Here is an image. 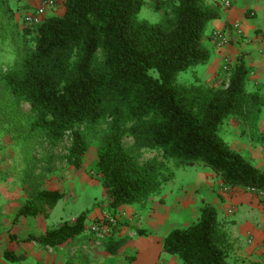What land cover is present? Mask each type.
<instances>
[{"label":"trees","instance_id":"16d2710c","mask_svg":"<svg viewBox=\"0 0 264 264\" xmlns=\"http://www.w3.org/2000/svg\"><path fill=\"white\" fill-rule=\"evenodd\" d=\"M145 5V0H65L63 17H45L22 29L25 53L0 67V94L13 106H30L25 122L42 140L56 145L69 136L63 159L76 170L90 147L89 134L105 126L96 171L114 210L161 195L173 179L171 167L199 166L225 187L264 192V169L221 137L223 123L236 117L248 130L242 136L264 148V132L258 128L264 99L247 90L244 62L232 65L219 87L177 81L181 73L208 63L203 38L207 26L220 19L218 8L205 0H154L152 8L161 15L149 22L139 17ZM125 137L132 139L133 149L152 150L160 158L140 164L123 146ZM32 189L14 222L47 218L44 207L51 210L63 198L57 191ZM200 203L196 221L170 230L162 252L181 264H231L233 244L217 208ZM84 230L81 215L71 225L24 242L56 248ZM124 244L110 240L106 250L115 254ZM4 256L14 258L8 252Z\"/></svg>","mask_w":264,"mask_h":264},{"label":"rangeland","instance_id":"374dc122","mask_svg":"<svg viewBox=\"0 0 264 264\" xmlns=\"http://www.w3.org/2000/svg\"><path fill=\"white\" fill-rule=\"evenodd\" d=\"M19 1L8 0L0 4V67L2 68L13 64L18 56L25 53L22 50V36L19 35L22 29L27 28L24 25L25 15L34 9L19 6ZM145 1L146 5L142 8L139 17L149 22L158 21L161 13L153 10L154 0ZM225 1H222L224 7ZM235 2L236 11L243 10L244 12V10L253 9L257 20L262 17L261 6L264 7V0H236ZM214 3L219 5L218 2L214 1ZM210 6L215 7L213 4ZM230 7L225 8L229 10ZM253 10H248L244 16L254 18L251 17ZM243 12L240 14L242 15ZM10 22L12 26L9 30L7 24ZM262 29L259 28L255 34L261 33ZM243 34L250 39L251 36L245 32ZM244 41L243 39L240 42L244 43ZM253 54L254 52L242 51L234 56L231 62H225L228 65L227 70H224L222 66L221 75L210 85L200 83L194 70L181 73L177 81L185 85L203 84L219 87L228 80L229 68L238 60H242L249 70L247 90L258 92L264 99V52L256 53L254 56ZM246 56H251L252 61L250 58L245 60ZM30 115V106L27 103L21 102L13 106L7 96L0 94V197L7 191L13 190L3 186L11 179L16 185H20L27 200L29 199L28 192L32 188H35L32 189L33 192L39 189H52L49 191L61 193L63 198L52 211L51 229L59 228L64 223L71 225L78 217L84 216V232L75 240L65 243L66 247H69L68 251L73 250L68 259L76 264H88V262L98 260L104 264H181L177 258L172 259L161 254L162 248L159 251L157 245L159 241H153L156 237L151 236L149 224H155L150 219L156 214L154 206L158 205L160 218L166 220L163 228L160 229L158 236L160 240L172 229L190 226L199 216L196 203L200 208V201L204 200L203 194L206 192L204 185L207 184L209 190L212 188L211 190L214 193L218 192L219 195L225 193L222 191L223 184L219 186L220 179L214 173L199 166L171 167L173 179L166 183L161 195L152 196L149 200L139 204L122 206L114 210L110 206L111 200L96 171L97 148L105 126L89 134L90 147L85 154L81 168L76 170L63 159L71 142L70 137H66L56 145H51L42 140L38 134L29 132L25 119ZM258 125L259 131L264 132V110ZM247 131L239 118L230 117L221 127V137L232 150L240 153L259 170H263L264 148L251 142L247 135L242 136L243 133L248 134ZM122 143L140 164L149 163L155 157L160 158V154L155 151L133 149V141L129 137H125ZM179 200L185 201L186 207L189 208L181 211L182 209L178 207L169 219L168 210L175 204L179 205ZM47 211L49 209L44 207V212ZM120 239L125 240V244L115 254L108 252L106 254L105 249L108 248L109 241ZM149 244L155 245L151 254H148ZM88 247L90 249L86 251ZM229 262L240 264L234 257H230Z\"/></svg>","mask_w":264,"mask_h":264},{"label":"crops","instance_id":"0c3cea01","mask_svg":"<svg viewBox=\"0 0 264 264\" xmlns=\"http://www.w3.org/2000/svg\"><path fill=\"white\" fill-rule=\"evenodd\" d=\"M42 1L44 0H20L18 5L22 7L26 6L25 9H35L39 7ZM205 1L208 5L213 4V6L218 8L220 19L210 23L205 30L203 45L209 51L210 59L206 65L195 68L194 72H196V77L200 83L210 85L211 82H215L221 75L223 64L231 62L239 52H254L253 56L256 53L264 52V39L259 40L256 38L260 32L255 34L259 28H263L262 30H264V7L263 5L261 6L262 17L257 20L256 12L253 9H247L244 12L243 10L236 11L234 9V2L236 0H227L231 6L229 10L222 5V1L225 0ZM214 1L218 2L219 5L214 3ZM64 2L65 0H56L54 6L45 12L44 17H63L65 13ZM248 10H253L254 13L251 14V17L253 16L254 18L244 16ZM240 12H243V14L241 15ZM232 23H237L243 32L251 36L250 39H246L244 43H241L238 36L230 29ZM218 31L224 33L229 41L223 48H218L212 41V34ZM251 56H246L245 60L250 58V61H252L253 56ZM218 183L221 187L222 183L220 180ZM208 184L210 187V183ZM3 186L12 188L13 190L7 191L0 197L2 199L0 200V264H65L69 260L68 256L73 251H68L69 247H66L65 243L56 248H49L32 241L24 242V240L30 237L44 236L47 229L52 228V211L55 207L45 212L47 218H44L42 215L36 218L19 217L14 222L19 209L26 203L27 197L20 185H16L13 179L7 181ZM222 186L226 188L224 185ZM203 188H206V192L203 194L204 200L217 208L218 219L225 224L230 235L233 244L231 257L236 258L239 263H262L264 251V213L257 196L252 192L239 188H227L225 190L227 192L221 195L218 192L214 193L211 190L212 188L209 190L207 184ZM178 203L179 205L175 204L168 210L169 219L172 213L177 211L178 207L182 209L181 211H186L189 208L186 207L185 201L179 200ZM196 205V208L199 209V204L196 203ZM154 210L156 214L152 215L150 219L155 224H149L150 234L156 237L153 239L154 242L159 241L157 245L160 251L165 236H162L161 240L158 236L166 220L165 218H160L158 205L154 206ZM229 211H232V213L228 214ZM154 246L153 244L148 245V254L153 252ZM89 247L86 248V251L90 249ZM6 252L13 255V260H6L4 256ZM160 252L164 255L162 251ZM105 253L107 254L106 249ZM171 258L175 259V257ZM71 262L76 264L73 261ZM88 264L104 263L98 260L88 262Z\"/></svg>","mask_w":264,"mask_h":264},{"label":"built area","instance_id":"2783aa9c","mask_svg":"<svg viewBox=\"0 0 264 264\" xmlns=\"http://www.w3.org/2000/svg\"><path fill=\"white\" fill-rule=\"evenodd\" d=\"M55 1L56 0H44V1H42V3L39 5V7L35 8L32 12L25 15L24 25L28 27V26L40 24L44 18L45 12L49 8H52L54 6ZM224 5H225V7H229L230 2L225 1ZM230 29L234 31V33L238 36V39L246 40L248 38L246 35L243 34L242 30L240 29V27L237 23H232L230 25ZM256 38L259 40L264 39V30L261 33H259L256 36ZM212 41L214 42V44L218 48H223L229 43L228 39L225 37L224 33H222L221 31L214 32L212 34ZM227 66H228L227 63H225L223 65L224 70H227V68H228ZM227 188L228 187L223 188V191L226 192L225 190H227ZM249 192H252L257 196V198L259 199L260 206H261L263 213H264V192L258 191V190H249ZM231 213H232V211L228 212V214H231ZM262 264H264V251L262 254Z\"/></svg>","mask_w":264,"mask_h":264}]
</instances>
